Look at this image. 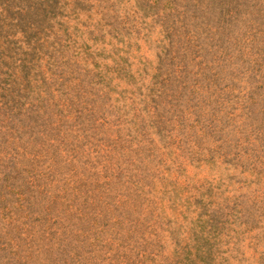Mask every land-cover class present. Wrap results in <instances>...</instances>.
I'll return each mask as SVG.
<instances>
[{
    "label": "rangeland",
    "instance_id": "rangeland-1",
    "mask_svg": "<svg viewBox=\"0 0 264 264\" xmlns=\"http://www.w3.org/2000/svg\"><path fill=\"white\" fill-rule=\"evenodd\" d=\"M0 264H264V0H0Z\"/></svg>",
    "mask_w": 264,
    "mask_h": 264
}]
</instances>
